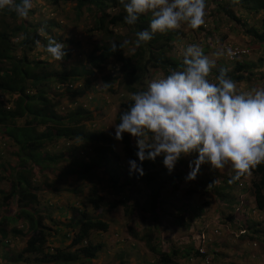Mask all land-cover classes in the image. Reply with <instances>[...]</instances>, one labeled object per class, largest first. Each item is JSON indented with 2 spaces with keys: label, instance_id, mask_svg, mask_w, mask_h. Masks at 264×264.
Segmentation results:
<instances>
[{
  "label": "trees",
  "instance_id": "1",
  "mask_svg": "<svg viewBox=\"0 0 264 264\" xmlns=\"http://www.w3.org/2000/svg\"><path fill=\"white\" fill-rule=\"evenodd\" d=\"M49 1L55 6H58L60 3L73 4L74 19H79L81 9L89 12L92 8L94 10L92 26L87 34L99 33L107 40L112 39L113 43L117 45V50L112 52L109 42L95 43L93 49L87 55L86 64L79 68L72 67L69 71L52 70L45 61L33 58L30 60L27 59L25 52H30L36 47V40H40L42 44L46 45L47 36L54 38L51 29H58L59 25L53 21L40 24V26L28 25L26 22H21L15 12L7 8L0 10L1 16L5 17L7 22L8 20L13 22L18 20V25H15L13 28H8L7 23H4L3 27L0 26V95L8 97L7 104L9 105L5 106L0 101V128L3 129L2 134L5 138L16 148L13 153L16 159L13 173L11 176L4 177V180L9 184L8 190L3 191L0 189V264H18L20 260L24 264L88 262L96 257L97 252L102 247L101 243L93 244L89 236L93 232L105 233L108 229L107 221L102 218H97V216H88L81 211L79 217L71 222L66 221L67 219L64 216L66 223L60 221V223L53 224L54 226L60 224L66 230L60 236L61 242L68 237L67 230H70L76 224L74 228L77 231L73 234L68 248H71V246L76 247L71 252L61 250L60 248H50V241L48 240L53 236H57L58 233H56L57 230L52 231L42 224L43 215L34 209V206H39V199L36 190H32L28 177V174L31 173L33 168L37 170V173H42L46 166L54 164L58 160H67L76 163L78 149L83 150L92 146L94 152L99 155L88 159L86 163L77 162V169L70 168L61 177L72 176L77 182L86 183L89 186L85 203L93 210L100 211L102 208L111 210L117 205H120L123 215L131 218L138 215L135 212L137 211L150 219L152 231L156 230L158 226V218L155 210L156 206H158L163 186L167 181L179 178L175 175L166 180V178L159 176L156 167L161 165V171H163L162 156H158L155 161L145 160L140 164L136 157L137 148L135 147V141L131 142L127 133L123 134V139L119 142L125 153L128 168V161H136L143 169L144 175L139 176L136 173L130 175L129 169L123 173H118L117 164L119 160L116 159L112 148L107 145L109 141L106 136L102 131L85 129V125L93 120L92 113L84 110L80 106L70 108L65 113L59 112L57 109L59 101L62 98L71 99L72 96L81 94V90L76 91L75 89L74 83L76 81L84 79V83L86 84L89 79L88 77H93L96 72H100L109 59L119 64L120 77H118V80L121 78L126 93L131 96L134 93L147 89L144 80L149 70L161 69L164 77L168 76L171 71L180 70L183 59L176 61L165 56L167 50L170 48L169 44L173 40V33L167 32L166 35L157 33L149 42L139 48L129 43L128 45L132 47V52L124 57L122 55L123 47L120 48L119 45H123L125 41H135L136 32L148 29L151 20L148 15L141 14L135 25H128L124 22L126 13L119 0ZM16 2L19 3V0H16ZM243 2L251 4L246 6L247 10H252L255 13L264 11V0H240L238 3L241 4ZM225 13L227 18L234 23L240 24L242 27L245 26L244 23H241L230 12L225 11ZM2 23L1 21L0 24ZM42 26L45 27L46 37H41L38 33ZM118 27L124 28L127 33L131 34L133 36L131 38L132 41L128 40L125 36L115 35L114 30ZM244 32L252 40L264 43V20L260 23V30H255L250 27L245 28ZM16 35L20 36V40L17 43L13 40ZM58 42L63 43L62 41ZM65 42L73 44L70 40ZM15 43L20 49L19 54L14 52ZM252 69H254L253 64L239 62L235 63L233 69L227 74L233 81L240 83L253 76L251 74ZM218 74L219 70L215 71V77ZM115 80L116 77L102 79L103 83H109V85ZM51 86H53L52 92L49 90ZM109 89L110 87H107L106 90L109 92ZM10 98L11 100L9 101ZM132 103L134 101L131 98L119 103L118 107L120 110L115 116V126L119 123L120 114L130 107ZM60 140L71 143L66 152H59L57 155H49L42 152L44 145L56 144ZM76 143H79L78 147ZM93 145H96L95 148ZM111 158H113L112 165L109 164ZM100 168L106 176L105 186L111 189L110 192L114 198L110 201L97 190L96 183L99 182V179L96 177V171ZM233 175L234 172L231 170L230 175L227 177L213 181L208 178L204 180L205 178L202 179L198 174L194 185L201 190L203 196L208 192L215 198H218L219 203L221 201L225 203L232 202L231 211V209L236 208L239 204H246L245 197L241 196L237 198L236 196L231 199L229 196L230 192L234 189L233 187H239L238 184H241L239 181L244 177H241L239 181L233 184H229L228 181ZM251 175L254 179L250 180L249 185L256 209L254 210L261 212L264 209V164L254 168L251 171ZM2 179L0 177V180ZM41 185L52 188V183L48 184L45 180L41 182ZM135 185L142 187L145 192V199L141 205L137 201L127 204L120 195L118 196L125 187L130 188ZM244 188L241 185V190H244ZM9 205L17 207V212H6L5 208H9ZM207 205L208 202L204 201L201 206H198L199 210L201 211V208ZM179 209L172 216V220L175 223L178 221V224L180 222L179 225L182 228L191 229L193 226L191 223L197 219L199 213L196 214L192 209L189 210L188 208L184 209L187 211H182L181 208ZM254 210L252 212L253 215H255ZM181 214L185 215V217H182ZM241 217L245 222L246 228L244 229L246 230H243V233L238 235L239 239H251L252 236H256L262 232L263 237L259 239V242L261 241L263 243L264 227L259 229L261 227L260 222L253 221L251 225H248L252 221L243 215ZM224 218L230 220L229 215H226ZM138 219L140 221L146 220L143 215L138 216ZM18 222L24 225L27 231L23 232L17 229ZM132 229L135 230L134 228L129 229L130 234L133 238H137V233ZM143 229L144 233L138 238L144 241L147 251L156 256L153 264H176L174 262L176 258L188 260L190 257H199L197 252L200 247L199 244L196 243L195 246L185 250L169 246V249L167 248L165 251H162L158 247L160 243L159 237L152 238L150 236L152 231ZM247 231H249L248 236L246 235ZM195 235L203 236L204 234L197 233ZM16 240H22L23 247L13 253L8 248V242H14ZM204 249H206L205 244ZM143 263L147 264L145 262ZM118 264L122 263L119 261Z\"/></svg>",
  "mask_w": 264,
  "mask_h": 264
},
{
  "label": "rangeland",
  "instance_id": "2",
  "mask_svg": "<svg viewBox=\"0 0 264 264\" xmlns=\"http://www.w3.org/2000/svg\"><path fill=\"white\" fill-rule=\"evenodd\" d=\"M239 1L240 0H205V23L200 28L193 30L186 22H182L180 28L168 31L173 33V40L169 44L170 48L167 50L165 56L180 61L183 59L184 48L189 44H197L203 48L204 54L209 60L215 62L216 66L212 69L209 76L211 81L215 82L214 73L221 68H226L228 72H230L235 63H251L254 66V69L251 70L253 76L249 77L248 80L236 83L237 92L242 93L254 88H264V43L252 40V38L244 32L245 28L250 27L255 30H260V23L264 20V11L255 13L252 10H247L246 6L251 4L245 2L240 4L238 3ZM32 3L33 8L30 10L28 18L23 20L20 18L18 19H20L21 22H26L28 25L33 26H40V24L47 23L48 21L57 23L59 28L51 29V33H53L55 39L65 43L67 46V54L63 61L57 62L52 60L49 54L44 52L43 49L36 46L30 52H25L29 60L33 58L45 61L52 70L69 71L72 67L79 68L86 64L87 55L93 49L95 43H113L112 39L107 40L99 33L87 34L92 26L94 14L92 8L89 12H85V10L81 9L79 19H74L73 4L60 3L58 6H55L51 4L49 0H32ZM225 11L230 12L241 23H244L245 26L242 27L240 24L231 21L227 18ZM115 12H117V10H115ZM142 15H148L151 19L150 13ZM1 21L3 22L0 24L1 27H3L4 23H7L8 28H13L15 25H18V20L16 22L8 20L7 22L6 18L0 14V22ZM38 33L41 37H46L45 34ZM114 34L122 37L125 36L128 40L132 41L131 38L133 36L127 33L124 28H115ZM163 35H166V33ZM13 40L17 43L20 40V36L16 35ZM69 40L72 41L73 44L65 42ZM16 43L14 52L19 54L20 49L16 46ZM221 48L225 51V55L218 57L215 53ZM234 50L239 53L240 51H244V54H246L236 55L234 60L229 61L228 52ZM131 52L132 47L130 45H126L122 48V55L124 57L131 54ZM118 67L119 64L109 59L100 72H96L93 77H88L89 79L86 84L84 83V79L76 81L74 83L75 89L76 91L81 90V94L72 96L71 99L62 98L59 101L57 109L59 112L65 113V111H69L70 108L80 106L84 110L90 111L93 120L85 125V129L103 132L109 141L107 145L112 148L116 159L119 160L117 172L123 173L129 168L122 145L115 139L114 120L116 114L120 110L118 107L119 103L128 100V98L132 99V96L126 93L121 78L118 80V77H120ZM109 77H116V80L110 83L108 92L106 90L107 88L103 86L102 79H109ZM160 78H164L161 69L149 70L144 80L146 88L152 80ZM52 88L53 86L49 89L51 92ZM31 93H33V91H31ZM0 101L5 106H9L7 104V96L0 95ZM2 132L3 129L0 128V177L3 178L0 180V189L7 191L9 184L4 180V177L11 176L13 173V168L16 164L13 153L16 148L5 138ZM129 137L131 142L135 141L130 135ZM70 145L71 143L60 140L56 142V144L44 145L42 152L49 155H57L59 152H66ZM76 145L78 147L79 143H76ZM93 146L95 148L96 145ZM77 153L78 157L76 158V163H86L88 159L99 155L94 152L92 146L83 150L78 149ZM161 156L163 157V155ZM195 159L196 153L181 158L171 173H169L165 167H163V171H161V165L156 167L159 176L166 178V180L175 175L179 177L178 179L167 181L161 191L158 206H156L155 210L158 218V231L157 229L152 231L150 219L142 213L135 211L138 215L132 218L125 217L120 205H117L111 210L102 208L100 211H95L90 208V206L85 203L89 186L86 183L77 182L72 176L61 177L68 169L78 168L73 161L58 160L56 163L46 166L42 173H37V170L33 168L31 173L28 174V177L32 190H36L39 199V206H34V209H36V212L38 211L43 215L41 223L52 231L57 230L56 233H58L57 236H53L48 240L50 241V248H60L64 251H72L74 249L73 247L70 249L67 248L68 241H70L72 234L68 233V237L61 242L60 236L64 233L62 227L60 224H57V226L53 224L60 223V221L62 222L64 216L71 222L79 217V213L83 211L88 216H97V218L105 219L108 223V229L105 233L93 232L89 236L93 244H102L101 249L97 252L93 260L88 262H73L72 264H118L119 261L122 264H144L143 262L153 264L156 260V256L148 252L144 245V241L138 238L144 233L143 228L152 231L150 235L152 238L159 237L160 243L158 247L162 251H165L167 248L169 249V246L180 250L195 246L197 243L193 241L195 239V234L203 233L208 239L205 242V251L210 259L209 264H264V242H259V239L263 237L262 232L261 234L252 236L251 239L244 238L243 240L239 239L237 234L241 232L240 228H243L241 215L252 221L249 222L248 225H251L253 221H258L257 223L260 222L261 226L259 229L264 227V209L261 212L255 211L253 197L250 193L249 182L251 179H254V177L251 174L245 175L242 180L239 181L242 187L246 188H244V190L236 186L233 187L234 189L229 195L231 199L236 196L237 198L241 196L245 197L247 205L245 203L239 204L230 211L233 204L232 202L225 203L221 201L219 203V199L208 192L205 193V196L202 195L201 190L194 185L198 176H196L195 180L186 181V176L190 171L189 163ZM112 161L113 158L109 160V164H111ZM25 166L27 167V165ZM231 170V166L228 165L216 171L213 170L209 164L205 163L200 166L198 174L202 179L205 178L204 180L208 178L213 181H218L220 178L223 179L230 175ZM96 177L99 179V182L96 183L98 192L102 196H106L109 201L114 199L110 192L111 189L105 186L106 176L101 168L96 171ZM43 180L48 184L52 183V188L48 186L43 187L41 185ZM119 195L127 204L137 201L138 204L141 205L145 199V192L139 185L130 188L125 187L118 196ZM204 201H207L208 205L202 207L200 211L198 206H201ZM8 207L9 208H5L6 212H17V207L10 205ZM179 208H181L182 211H187L184 209L188 208L189 210L192 209L196 214L199 213L197 219L193 220L191 223V225H193L191 229L182 228L179 225L180 222L178 224V221L175 223L172 220V216L176 214ZM252 208L255 209V215H251L250 213ZM140 215H143L146 220L140 221V219H138ZM181 215L185 217V215ZM226 215L230 216V220L224 218ZM17 225V229L23 232L27 231L25 226L21 225V223L19 224L18 222ZM75 225L76 224H74L72 228H74ZM131 228L135 229L132 230L137 233V238H133L130 234L129 229ZM214 230L218 231L219 234H214V232H212ZM74 232L75 229L72 233ZM246 233L248 236L249 231ZM8 244L9 250L13 251V253L23 247L22 240L8 242ZM252 244H255V246L252 247ZM211 251L214 253L212 254ZM174 262L176 264H202L201 259L195 257H190L188 260L176 258Z\"/></svg>",
  "mask_w": 264,
  "mask_h": 264
},
{
  "label": "clouds",
  "instance_id": "3",
  "mask_svg": "<svg viewBox=\"0 0 264 264\" xmlns=\"http://www.w3.org/2000/svg\"><path fill=\"white\" fill-rule=\"evenodd\" d=\"M119 2L126 13L124 22L128 25H135L141 14H151L148 29L136 32L135 41H125L119 45L120 48L129 43L139 48L157 33L165 34L180 28L182 22L193 30L205 23V0ZM5 8L23 20L28 18L33 3L32 0H19V3L16 0H0V10ZM39 32L47 36L44 26ZM35 44L57 62L63 61L67 54V46L51 36H47L46 45L40 40H36ZM110 47L112 52L117 50L116 43ZM245 54L240 52L237 56ZM215 55L224 56L225 51L221 48ZM215 66L201 46L187 45L183 50L180 70L152 80L146 90L132 95L134 103L120 114L119 123L115 126V139L121 141L125 133L133 137L140 164L145 160L155 161L163 155V166L169 173L181 158L196 153V159L189 163L186 181L195 180L200 166L205 163L216 171L230 165L234 175L229 179V184L250 175L254 168L264 164V88L238 93L237 84L228 76L226 68L219 70L213 82L209 76ZM103 86L107 88L109 84L103 83ZM128 164L130 175H144L136 161L130 160ZM253 210H250L251 215ZM64 219L62 223L68 221L67 217L66 221ZM241 222L243 228H240L238 235L246 230L242 217ZM74 229L76 233V228L67 231L73 236ZM62 230L66 231L63 227ZM198 237L195 235L193 241L200 244ZM203 237L206 242L208 239ZM68 242L69 245L71 239ZM205 256L209 264L206 252ZM198 258L204 264L202 256ZM21 263L24 264L20 260Z\"/></svg>",
  "mask_w": 264,
  "mask_h": 264
},
{
  "label": "built area",
  "instance_id": "4",
  "mask_svg": "<svg viewBox=\"0 0 264 264\" xmlns=\"http://www.w3.org/2000/svg\"><path fill=\"white\" fill-rule=\"evenodd\" d=\"M241 53H244V51H240ZM237 54H239V52L238 51H230V52H228V56H229V59H232L234 56H236ZM239 186H241V184L239 183L238 184ZM214 233L215 234H217V231H214ZM198 242L200 243L199 245H200V247L198 248V254L200 255V256H202V258H203V263L204 264H208V258H207V256H205V250H204V237L203 236H199L198 237ZM252 246L254 247V244H252Z\"/></svg>",
  "mask_w": 264,
  "mask_h": 264
}]
</instances>
